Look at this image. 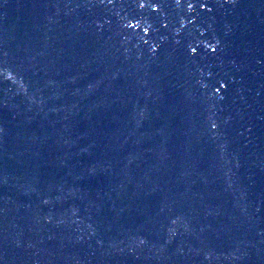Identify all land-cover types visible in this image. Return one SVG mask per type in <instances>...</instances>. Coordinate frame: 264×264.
Returning a JSON list of instances; mask_svg holds the SVG:
<instances>
[{
    "label": "water",
    "instance_id": "1",
    "mask_svg": "<svg viewBox=\"0 0 264 264\" xmlns=\"http://www.w3.org/2000/svg\"><path fill=\"white\" fill-rule=\"evenodd\" d=\"M0 264H264V0H0Z\"/></svg>",
    "mask_w": 264,
    "mask_h": 264
}]
</instances>
